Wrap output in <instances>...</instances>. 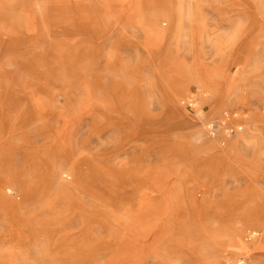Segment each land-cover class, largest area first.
Listing matches in <instances>:
<instances>
[{
  "label": "rangeland",
  "instance_id": "1",
  "mask_svg": "<svg viewBox=\"0 0 264 264\" xmlns=\"http://www.w3.org/2000/svg\"><path fill=\"white\" fill-rule=\"evenodd\" d=\"M262 228L264 0H0V264H260Z\"/></svg>",
  "mask_w": 264,
  "mask_h": 264
},
{
  "label": "built area",
  "instance_id": "2",
  "mask_svg": "<svg viewBox=\"0 0 264 264\" xmlns=\"http://www.w3.org/2000/svg\"><path fill=\"white\" fill-rule=\"evenodd\" d=\"M186 106L193 110L196 108V99L193 98L192 96L189 97L187 100H186ZM233 117H236V115H234ZM231 116H226V114L224 115V119H226L227 121L230 120ZM210 126H213V125H210ZM237 129H240V127H235ZM227 132H233L234 129L233 128H228V129H225Z\"/></svg>",
  "mask_w": 264,
  "mask_h": 264
},
{
  "label": "bare ground",
  "instance_id": "3",
  "mask_svg": "<svg viewBox=\"0 0 264 264\" xmlns=\"http://www.w3.org/2000/svg\"><path fill=\"white\" fill-rule=\"evenodd\" d=\"M259 231H262L263 234H264V228H262L261 230L259 229ZM259 231H256V232L259 233ZM236 234H237V232H236ZM256 234H257V233H255V232L253 231L252 233H250V236L253 237V236H255ZM240 246H241V245H240Z\"/></svg>",
  "mask_w": 264,
  "mask_h": 264
},
{
  "label": "crops",
  "instance_id": "4",
  "mask_svg": "<svg viewBox=\"0 0 264 264\" xmlns=\"http://www.w3.org/2000/svg\"><path fill=\"white\" fill-rule=\"evenodd\" d=\"M252 227V226H251ZM260 264H264V257L259 259Z\"/></svg>",
  "mask_w": 264,
  "mask_h": 264
}]
</instances>
